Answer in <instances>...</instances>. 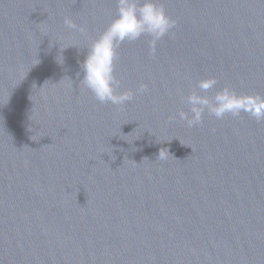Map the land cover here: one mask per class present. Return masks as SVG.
I'll return each mask as SVG.
<instances>
[{"label":"water","instance_id":"1","mask_svg":"<svg viewBox=\"0 0 264 264\" xmlns=\"http://www.w3.org/2000/svg\"><path fill=\"white\" fill-rule=\"evenodd\" d=\"M158 3L177 24L119 46L148 89L117 107L77 77L116 0H0V264H264V122L178 115L202 78L264 95V0Z\"/></svg>","mask_w":264,"mask_h":264},{"label":"clouds","instance_id":"2","mask_svg":"<svg viewBox=\"0 0 264 264\" xmlns=\"http://www.w3.org/2000/svg\"><path fill=\"white\" fill-rule=\"evenodd\" d=\"M63 23L68 29L82 35L86 32L85 26L78 25L71 16H65ZM176 24L177 21L166 13L158 0H116V15L91 40L83 60L79 62V86L102 104L110 103L121 107L131 102L138 94L145 93L148 86L141 82L135 90H120L121 80L116 75L117 49L125 41H137L147 36L150 38L149 54L154 55L157 42L170 34ZM64 49H59L60 54L57 55L62 57V62L57 60L61 64ZM216 85L215 77L199 79L196 82L199 92L193 89L187 96L181 97V101L189 106V111L181 110L178 115L188 127L200 125L205 112L217 119L228 115L238 117L241 113H246L258 122H264V95L238 93L228 85L216 90L212 96L207 95ZM157 158L166 159L167 153L161 148Z\"/></svg>","mask_w":264,"mask_h":264}]
</instances>
